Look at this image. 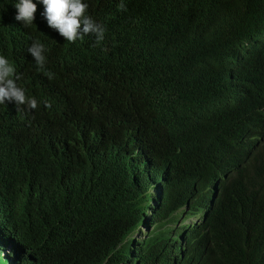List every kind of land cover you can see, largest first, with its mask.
<instances>
[{"label":"trees","instance_id":"16d2710c","mask_svg":"<svg viewBox=\"0 0 264 264\" xmlns=\"http://www.w3.org/2000/svg\"><path fill=\"white\" fill-rule=\"evenodd\" d=\"M32 2L0 0L39 105L0 104V264H264V0H82L99 45Z\"/></svg>","mask_w":264,"mask_h":264},{"label":"clouds","instance_id":"9594fccd","mask_svg":"<svg viewBox=\"0 0 264 264\" xmlns=\"http://www.w3.org/2000/svg\"><path fill=\"white\" fill-rule=\"evenodd\" d=\"M42 3L44 11L41 13L46 20L47 26L58 32V34L69 43H73L84 36L93 35L96 45L101 44L105 36V27L103 24L96 22L86 14L88 5L82 0H37ZM121 11H126V5L119 4ZM16 15L14 19L22 24H34L37 5L32 0H18L15 4ZM37 65V70L45 69L46 49L40 42H34L27 49ZM49 79L54 77V73L45 72ZM21 76L17 74L15 67L4 56H0V104L14 103L17 109L26 106L29 110L37 109L38 102L26 95L25 89L19 87L16 81ZM46 108H51V104L45 102Z\"/></svg>","mask_w":264,"mask_h":264},{"label":"rangeland","instance_id":"374dc122","mask_svg":"<svg viewBox=\"0 0 264 264\" xmlns=\"http://www.w3.org/2000/svg\"><path fill=\"white\" fill-rule=\"evenodd\" d=\"M10 250L7 248V252H9Z\"/></svg>","mask_w":264,"mask_h":264}]
</instances>
